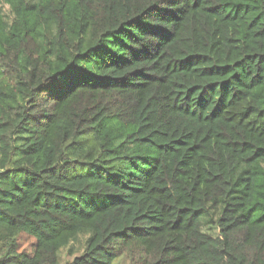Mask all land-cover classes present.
<instances>
[{"label":"trees","instance_id":"16d2710c","mask_svg":"<svg viewBox=\"0 0 264 264\" xmlns=\"http://www.w3.org/2000/svg\"><path fill=\"white\" fill-rule=\"evenodd\" d=\"M82 233L64 264H264V0H0V264Z\"/></svg>","mask_w":264,"mask_h":264},{"label":"rangeland","instance_id":"374dc122","mask_svg":"<svg viewBox=\"0 0 264 264\" xmlns=\"http://www.w3.org/2000/svg\"><path fill=\"white\" fill-rule=\"evenodd\" d=\"M220 214V209H210L203 215V219H215ZM89 236L88 233L80 234L71 244L63 248L59 253V264H64L70 261L75 255L80 254L86 243V239ZM34 239L26 234H22L20 238L21 249L30 252L33 249ZM118 264H128L127 260L119 261Z\"/></svg>","mask_w":264,"mask_h":264}]
</instances>
